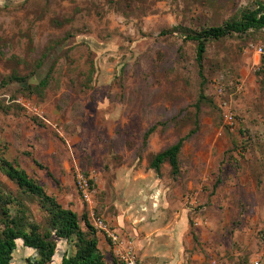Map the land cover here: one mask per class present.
<instances>
[{
    "label": "rangeland",
    "instance_id": "374dc122",
    "mask_svg": "<svg viewBox=\"0 0 264 264\" xmlns=\"http://www.w3.org/2000/svg\"><path fill=\"white\" fill-rule=\"evenodd\" d=\"M261 2L0 0V158L83 230L93 211L136 234L143 264H264V28L208 39L201 66L190 38ZM182 138L176 175L168 161L151 167ZM132 183L142 190L124 195ZM0 195L12 215L52 229L41 200L1 166ZM94 234L112 264L99 244L109 240ZM56 240L50 264L75 251V238ZM28 257L38 256L17 240L12 263Z\"/></svg>",
    "mask_w": 264,
    "mask_h": 264
},
{
    "label": "trees",
    "instance_id": "16d2710c",
    "mask_svg": "<svg viewBox=\"0 0 264 264\" xmlns=\"http://www.w3.org/2000/svg\"><path fill=\"white\" fill-rule=\"evenodd\" d=\"M262 28H264V3L261 2L256 8L245 10L239 19L228 21L221 26L201 30L198 34L190 36V38L197 41V63L201 66L205 42L208 39H219L231 33H244L250 29ZM151 131L152 128L145 134V138ZM183 140L182 138L177 143L157 153L151 162V167L158 171L160 165L168 161L172 173L176 175L179 171L177 155ZM34 163L43 167L36 160H34ZM0 166L7 177L13 180L21 189L41 200L50 215V227L52 228L49 231L40 233L36 224L25 222L22 216L10 213L6 205L11 203L12 198L3 200L4 205H0V264H13L12 253L17 247V240H21L23 246L35 250L38 256L34 259L28 257L22 264H50L56 252V239L58 238L69 241L75 238L74 253H65L61 257L60 264H107L98 248V238L94 234V226L88 216L84 217L83 223L87 229L83 230L76 212L62 207L55 197L46 193L44 187L29 176L26 171L5 158H0ZM1 197L0 195V199ZM112 264H121L114 254Z\"/></svg>",
    "mask_w": 264,
    "mask_h": 264
},
{
    "label": "built area",
    "instance_id": "2783aa9c",
    "mask_svg": "<svg viewBox=\"0 0 264 264\" xmlns=\"http://www.w3.org/2000/svg\"><path fill=\"white\" fill-rule=\"evenodd\" d=\"M258 54L263 57L262 69L264 71V44L258 46ZM227 119L231 122L233 116L227 115ZM76 187L84 200L90 201L92 197V186L90 180L80 170L75 172ZM92 222L94 228L101 230L109 240L113 249V254L121 264H143L141 257L135 247L134 238L129 235H123L112 230L102 217L95 216L91 211ZM216 264V263H214Z\"/></svg>",
    "mask_w": 264,
    "mask_h": 264
},
{
    "label": "crops",
    "instance_id": "0c3cea01",
    "mask_svg": "<svg viewBox=\"0 0 264 264\" xmlns=\"http://www.w3.org/2000/svg\"><path fill=\"white\" fill-rule=\"evenodd\" d=\"M136 187V185L134 184V183H132V184H129V185H127V187H126V189H125V191H124V195H129L130 196V194H131V192H133V191H135V190H138V191H141L142 189H141V187L139 188V189H136L135 188ZM144 191V190H143ZM141 205V203L139 204V206ZM142 205H145V208H147V205L145 204V203H142ZM141 205V206H142ZM105 220V219H104ZM118 222H121V221H118ZM117 222V223H118ZM107 223V225L109 226V227H111V229L112 230H115V231H117V232H119V233H122L121 231L122 230H117V229H120L117 225H116V228H112V227H114V225L115 224H109L108 222H106ZM128 227L129 228H131V229H133V225H131V224H128ZM123 235H129V236H131V237H133L134 238V241H135V237H136V234H133L132 232H129V233H122ZM104 235V234H103ZM105 236V235H104ZM106 237V236H105ZM167 237H169L168 235H167ZM137 238L138 237H136V241H137ZM106 240L105 239H100L99 238V244L100 243H104V244H106V245H104L105 246V248L106 249H109V250H111V252H112V255H113V249H112V246L110 245V243L109 242H105ZM139 241V240H138Z\"/></svg>",
    "mask_w": 264,
    "mask_h": 264
}]
</instances>
